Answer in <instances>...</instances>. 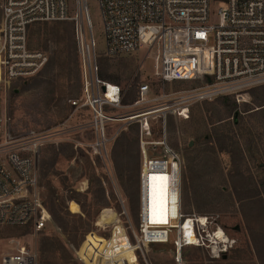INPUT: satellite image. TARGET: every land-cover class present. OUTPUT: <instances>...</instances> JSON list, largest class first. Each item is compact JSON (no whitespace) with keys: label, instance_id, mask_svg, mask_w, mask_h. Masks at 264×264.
<instances>
[{"label":"built area","instance_id":"1","mask_svg":"<svg viewBox=\"0 0 264 264\" xmlns=\"http://www.w3.org/2000/svg\"><path fill=\"white\" fill-rule=\"evenodd\" d=\"M97 1L104 55L122 57L144 51L153 60V73L160 81L191 84L174 97L176 116L187 119L193 105L222 96L240 102L264 85V0ZM65 20L74 25L82 64L81 106L91 111L88 126L95 134L94 153L102 154L101 148L110 141L108 121L144 117L140 120L139 224L134 227L116 219L111 222L110 236L99 237L105 241L103 248L89 245L88 257L76 251L79 259L84 264H150L144 248L156 243L172 244L176 264H185L184 250L189 247L205 248L212 258L225 256L236 239L213 216L183 212V158L169 143V106L127 116L107 112L108 106H121L125 90L100 76L99 43L87 0H0V226H30L35 232L56 226L45 202L40 171L42 149L55 141L56 131L13 130L3 97L14 80L38 76L49 62L47 51L30 46L31 27ZM149 92L150 85L141 83L135 103L144 101ZM158 112L161 134L150 142L144 136L152 131L148 116ZM150 145L161 147L162 152L151 154ZM163 174L169 193L167 219L151 220L147 191L154 176ZM121 214L127 215V210ZM1 264H38L37 254L18 242L2 256Z\"/></svg>","mask_w":264,"mask_h":264},{"label":"rangeland","instance_id":"2","mask_svg":"<svg viewBox=\"0 0 264 264\" xmlns=\"http://www.w3.org/2000/svg\"><path fill=\"white\" fill-rule=\"evenodd\" d=\"M87 3L99 43L100 76L104 73L119 78L120 82H109L124 88L127 99L121 106H108L107 112L127 116L169 106L168 110L172 111L167 118L169 143L183 158V212L213 216L216 223L236 239L234 247L219 259L212 258L205 248H186L185 264H264V240L258 236V232H264V217L254 215L256 206L240 201L234 193V187H238V178L234 176L237 169L241 168L256 180L264 177V170L257 166L264 163V85L255 88L253 96H244L240 102L231 97L240 110L250 108L244 117L246 126L256 138V156L252 157L242 132L233 125L234 117L219 99L195 104L187 119L180 118L173 112L174 97L190 83L160 81L153 73V60L145 56L144 51L122 57L104 55L98 1L87 0ZM70 36L74 38V25L70 20L34 24L29 34L30 46L47 51L49 65L37 78L14 80L3 97L4 110L13 130L27 132L52 128L56 131L55 141L41 152V181L45 200H50L49 193L55 190L56 204L64 202L61 214L68 226H60L54 219L58 228L52 225L43 232H35L30 226H0V264L2 256L12 252L18 242L27 244L37 254L38 264H84L76 251L84 258L89 245L95 243L103 248L105 241L99 237L110 236L111 222L121 219L120 222L129 221L134 227L139 224L136 153L141 136L140 120L144 117L108 121L106 129L110 141L105 149L101 148L102 154L94 153L91 144L95 134L88 126L91 111L81 106L82 64L79 56L75 59L71 55ZM143 82L150 85V92L144 101L136 104L138 88ZM73 101L78 103L74 105ZM160 114L148 116L152 131L144 136L150 142L160 137ZM118 129L121 131L116 135ZM216 130L238 133L236 138L244 150L246 163L240 162L235 143L216 144ZM127 142L132 145L125 146ZM161 152L159 146H152L150 150L151 154ZM167 186L166 174L156 175L150 182L146 207L151 220H157L158 211H166ZM72 202L79 206V212L78 208L70 209ZM124 208L127 215L121 214ZM81 218L87 221L89 231H81L79 238L84 237L76 245V240L70 239V227L81 224ZM161 219L166 220L165 213ZM252 229L258 234L257 245L250 236ZM144 253L150 264H176L172 244H152L148 249L144 248Z\"/></svg>","mask_w":264,"mask_h":264},{"label":"trees","instance_id":"3","mask_svg":"<svg viewBox=\"0 0 264 264\" xmlns=\"http://www.w3.org/2000/svg\"><path fill=\"white\" fill-rule=\"evenodd\" d=\"M75 38L73 37H69V41H70V46H68L71 50V55L74 56V58L76 59L78 55V50H77V45H76V41H74ZM50 62V60H49ZM49 62L47 63L46 67L49 65ZM45 67V68H46ZM45 68L41 71V73L36 76L39 77L42 75V73L44 72ZM103 79L108 80V81H114V82H120L119 78H116L115 76H111V75H107L104 73H101ZM251 95H254V90L251 91ZM223 105L231 112L233 118V125L235 127H237L242 133L241 135L245 138V142L247 145V150L250 153V155H252V157L256 156L255 151H256V138L254 135V132L251 130V128H248L246 126V122H245V117H244V113L249 111L250 108H246L245 110H240L239 106L237 104V102L235 100H233L230 96H222L218 98ZM127 99L124 98L122 100V102L127 103L126 102ZM247 106H249V104H247ZM260 109V108H259ZM264 109V108H263ZM243 132H245L246 135L243 134ZM217 136L216 140V144L219 146V144L221 145L223 142H225V144H229L231 143V145H234L235 143V147L237 148L238 152H239V159L240 162L246 163V158L244 155V150L240 144V142L238 141V139L236 138L238 136V133H234V132H228V131H215L214 133ZM136 142L138 143L139 140L137 139ZM132 145L131 142H127L125 144V146L130 147ZM257 166L264 170V163L261 162V164L259 163V165L257 164ZM235 177L238 178V187L235 186L234 187V193L236 194L237 198L240 201H246L247 203H252L256 206V209H254L253 211L255 212L254 215H258V216H262L264 217V177L260 178L259 180H256L251 174L246 175V173L241 169H237L235 174ZM50 200L49 198L47 200H45L46 205L53 217V219L61 226V225H67L68 226V222H66L64 215L61 214V212L63 211L64 207H63V203L61 205L56 204V199L55 198V190H52L50 193ZM75 208H78V212H79V206L75 203L72 202L70 205V209L72 211H75ZM88 223L86 220L81 218V224H74L72 227H70L71 229V237L70 239L76 240V245H79L80 241L83 239V235L79 238L80 234H82L81 231H89V229H87ZM258 234L255 233V231H251L250 236L252 237V239L254 240V243L257 245V235L260 236V238L262 240H264V232H258ZM52 248H54L55 250V244L52 243ZM257 249H260V246H257ZM227 255V254H226Z\"/></svg>","mask_w":264,"mask_h":264},{"label":"crops","instance_id":"4","mask_svg":"<svg viewBox=\"0 0 264 264\" xmlns=\"http://www.w3.org/2000/svg\"><path fill=\"white\" fill-rule=\"evenodd\" d=\"M136 166H137V173H138V176L140 174V169H141V148H140V143L138 145V148H137V153H136Z\"/></svg>","mask_w":264,"mask_h":264},{"label":"bare ground","instance_id":"5","mask_svg":"<svg viewBox=\"0 0 264 264\" xmlns=\"http://www.w3.org/2000/svg\"><path fill=\"white\" fill-rule=\"evenodd\" d=\"M159 176H161V175H159ZM83 188V187H82ZM147 213H148V215L150 216V214H149V212H148V210H147ZM165 213V217H166V214H167V208H166V211L165 212H162V210H161V213H160V211H158L157 212V221H165V220H159V218H160V216L162 217L163 216V214ZM167 219V218H166Z\"/></svg>","mask_w":264,"mask_h":264}]
</instances>
